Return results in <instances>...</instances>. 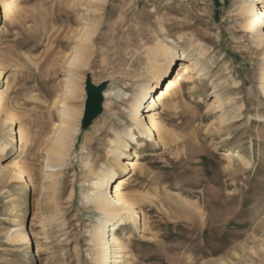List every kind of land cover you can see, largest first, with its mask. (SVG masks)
<instances>
[{
	"label": "rangeland",
	"instance_id": "rangeland-1",
	"mask_svg": "<svg viewBox=\"0 0 264 264\" xmlns=\"http://www.w3.org/2000/svg\"><path fill=\"white\" fill-rule=\"evenodd\" d=\"M243 1L109 0L93 13L97 30L83 44L87 66L76 71L84 98L72 102L81 110L79 131L52 184L44 149L61 120L64 62L87 4L10 0L0 17V109L14 119L0 126V145L14 132L12 145L0 150V264H92L91 232L100 214L86 198L96 174L115 164L111 141L131 125L125 110L134 85L152 70L158 39L182 52L192 37L208 49L210 81L182 83V92L174 88L157 111L171 143L146 142L115 185L140 200L138 219L118 236L127 264H264V46L242 29ZM210 83L223 94L225 125L210 109L216 96ZM89 86L112 95L102 94L107 104L92 120L85 118ZM20 128L28 135L23 152ZM234 149L249 165L226 159ZM17 162L27 172L22 180L11 172Z\"/></svg>",
	"mask_w": 264,
	"mask_h": 264
},
{
	"label": "bare ground",
	"instance_id": "bare-ground-1",
	"mask_svg": "<svg viewBox=\"0 0 264 264\" xmlns=\"http://www.w3.org/2000/svg\"><path fill=\"white\" fill-rule=\"evenodd\" d=\"M107 3L109 4V0H86L87 8L85 9H87L88 17L84 18V25L78 33H74L76 35L72 38L71 53L64 62L67 71L64 70L66 74L63 78V99H60L61 120L49 141L50 144L44 149L45 179L52 184H55L56 181L55 169L66 157V150L75 140L79 131L81 110L78 111L74 108L72 102L84 98V90L79 86L76 71L82 69L84 64L85 48L83 49V44L90 42L97 30V23L91 16L93 13L107 8ZM241 4L240 15L245 18L242 24L243 31L251 34L257 46L263 47L264 0H244ZM9 10L10 0H0V17H6ZM207 57L208 49L194 37L187 41V46L182 52L178 50L177 45H169L158 39L150 57L152 70L140 77L143 80L135 83L134 96L128 102V108L125 110L131 125H126L120 133L115 132V139L111 141V152L115 157V164L96 174L95 181L86 198L91 207L100 214L96 226L91 232L92 264H127L129 258L127 246L120 240L118 232L123 225L134 224V219H138L135 212L140 200L136 197L132 200L121 191L120 185L116 188L115 185L122 183L123 179L128 176L134 158L139 156V152L146 146V142L151 141L156 145L162 144V146L171 143V135L161 123V117L155 115L174 88H177L179 93L182 92V83L198 81L205 85L204 81H210L208 71L211 67V60H208ZM178 58L186 62L174 64ZM210 85L216 94L215 99L211 101L210 109L218 112V122L225 125L230 117L226 111L223 94L218 91L219 84L210 83ZM190 89L194 90V88ZM102 94L107 99L112 96L111 94ZM119 98L121 102H125L126 94H121ZM106 104L105 102L102 104V109ZM13 124V117L0 109V126L6 127ZM8 135L10 141L0 145L2 151L8 149L14 141V132L11 128ZM18 143L19 150L23 152L27 147L28 135L22 128L19 129ZM225 154L229 162L238 160L245 166L249 165V160L240 149L229 150ZM11 172L15 179L22 180L27 176L26 170L18 162L14 164ZM135 224L138 222L136 221ZM18 238L24 242L28 241V235L23 232L18 233Z\"/></svg>",
	"mask_w": 264,
	"mask_h": 264
},
{
	"label": "water",
	"instance_id": "water-1",
	"mask_svg": "<svg viewBox=\"0 0 264 264\" xmlns=\"http://www.w3.org/2000/svg\"><path fill=\"white\" fill-rule=\"evenodd\" d=\"M87 91L88 98L85 107V118L88 120H92L101 110L103 96L101 93V89L96 86H89Z\"/></svg>",
	"mask_w": 264,
	"mask_h": 264
}]
</instances>
